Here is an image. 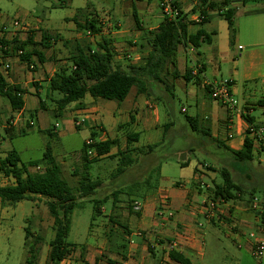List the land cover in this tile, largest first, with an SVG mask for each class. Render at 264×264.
I'll return each mask as SVG.
<instances>
[{
  "label": "crops",
  "instance_id": "crops-1",
  "mask_svg": "<svg viewBox=\"0 0 264 264\" xmlns=\"http://www.w3.org/2000/svg\"><path fill=\"white\" fill-rule=\"evenodd\" d=\"M176 1L181 6L184 2V0ZM206 1L218 2L221 0ZM126 2H129L132 12V23L135 27H132V23L130 22L121 25L114 15H112L111 22L114 27L102 26L100 27L99 34H97L111 40V45L115 53L113 56V64L120 65L122 68H125L128 64L126 60L130 63H138L141 61L142 55L147 51L146 46L139 49V44L143 42L141 40L142 32L146 29L155 28L162 18L153 8L151 0H126ZM85 5H87L86 11L90 12V5L88 3ZM188 5V8L194 9V12L187 14V19L190 20L187 25V32L194 33L197 29H202L208 35L209 41L200 42L198 46H193L188 42L177 46L176 69L179 75H182L185 69H189L191 78L185 81L179 76L175 78L173 83L177 82L183 88L186 95L193 101L195 110H208V113L202 112L199 117H202L207 122L206 126L210 137L226 145L232 151H235L241 147L243 137L246 134L245 131L250 122L237 111L227 112L223 106L209 98L204 86L208 82L215 81L214 68L219 70L221 62L229 61L230 71L227 79L229 80L232 94L238 100L239 108L243 110V105L248 107L247 115L251 119V124L264 127V0H247L244 2L240 0H228V3L221 6L222 8L219 10L209 9L206 5L202 6L199 0H190L187 3ZM229 7L233 9V20L236 28L231 42L229 41L227 23L219 15L221 10ZM200 9L206 13V17L202 22V17L198 14ZM181 10L183 12L188 11L184 6L181 7ZM133 14L136 16L138 25H135ZM157 17L159 20L155 22ZM115 23H118L117 28L115 27ZM203 25H206V28H203ZM5 31H0V37L9 40L10 37L5 35ZM124 55L129 58L126 59ZM33 56L35 54H32L31 58ZM3 60L9 63L7 71L0 70L4 79L9 85H17L22 90L21 99L23 105L20 109L12 110L7 99L3 97L7 102L9 113L4 121L1 122V127L3 130L5 127H9L10 130L6 133L12 136L16 123L19 126L18 132L24 130L21 127L26 121V113L29 115V119L34 118L37 123L38 121L43 122L42 117L37 114V108L30 109L25 106V95L32 93L37 96V105L40 108L39 101L41 99L38 94L42 92V81L48 82L56 69L45 60L43 62L38 61L34 69V64H31L30 67L18 56L13 57V54H4ZM27 67L33 69L31 71L28 70L29 73H26L25 70H27ZM207 71L210 73V78L205 75ZM44 90L46 95L48 88ZM198 90L204 93L206 99L204 97L202 100L197 98ZM129 92L123 99L128 104L126 114L128 120L120 123L114 122V129L118 131L120 125L127 124L128 122L131 124L134 120V124L141 126L143 129L157 126L151 123V112L148 109L146 111L142 109V105L146 108H151L148 101L141 94L139 96L136 95L135 92L129 99ZM86 95L78 101L69 103L63 109L65 111L62 115L64 114V120L75 128H78L88 121L90 134L92 130L96 131L94 125H100L103 129L105 127L103 119H101L98 113L96 99L91 96L88 98ZM256 107L262 113L260 117L255 119L252 111ZM181 109L185 110L183 108ZM131 110L134 116L131 114ZM124 111H121L116 106L112 113L121 115ZM192 116H197L196 112ZM74 120H81L82 122L79 126H75ZM133 132L137 134L138 140V131ZM97 138H100L98 132ZM263 147L264 143L261 146L253 144V155L254 152H264ZM131 148L137 147L133 146L132 143ZM111 150L110 152H112ZM259 153L258 157H260ZM143 154V158L148 155V153ZM258 161L259 163L263 162L264 158L260 157ZM167 162L166 160L154 167H152V161L145 162L146 165L151 164L152 168L148 172L151 175L155 174L154 169L158 167L156 179H153L150 186L153 189L138 201L132 200L129 204L128 201L123 202L118 207L120 211L114 210V213H120L122 218L121 223L111 217L113 210L110 208H117L115 203L112 204L111 202V207L105 213L102 212L104 209L103 205H101L99 216L106 217L112 222L113 237L116 241L113 239L107 245L106 239H100L101 228L98 226L99 224L96 225V223L91 222L89 225L90 233L94 229L97 230L93 236V242L80 245L75 244L72 252L59 263L65 261L66 264H163L169 261L178 264L168 257V245L172 241L175 242L171 249L182 253L191 264H205L208 261L205 259V245L207 240L211 243L214 256L216 252L226 254L228 242L236 248L250 254L249 245L246 240L247 233H245L244 229L248 227L255 228L257 221L254 218L253 212L246 208L247 204L244 198L239 201H216L219 212H216L211 218L206 217V215L197 209V204L200 201L204 199L215 200V198H212V191L214 185L217 184L214 178L218 169L206 165L200 168L195 166L193 167L191 176L181 177L177 172V179L171 180L170 184L163 185L159 179H168L170 177L167 174ZM0 177L4 181H8L9 183L7 184L13 181L11 177H6L1 173ZM206 177L208 181L205 180ZM0 185H4V183H0ZM254 196L255 194H253ZM39 200L45 204V198L43 197L34 196L32 199L34 205ZM163 200L167 204V209H164L161 205ZM135 204L138 205L137 208H134ZM0 206L2 205L0 204ZM167 212H171V215L168 216ZM42 219L38 215L34 216V221L37 223L40 220L42 221ZM46 223L51 226L52 218L50 215L47 217ZM91 226L94 228H91ZM110 230L108 228L107 234L110 233ZM138 231L140 234H136ZM237 243L240 244L239 247H237ZM77 246L79 247L77 248ZM77 249H79L80 259L79 257H75V253L73 254V251ZM156 255L159 256L157 257Z\"/></svg>",
  "mask_w": 264,
  "mask_h": 264
},
{
  "label": "rangeland",
  "instance_id": "rangeland-1",
  "mask_svg": "<svg viewBox=\"0 0 264 264\" xmlns=\"http://www.w3.org/2000/svg\"><path fill=\"white\" fill-rule=\"evenodd\" d=\"M189 1L184 0L182 4L187 10L189 9V5L187 6ZM86 3L91 8V11L87 15L88 17L94 13L98 17L107 13L110 17L114 15L121 25L129 22L132 23L133 21L130 5L126 0H0V29L9 32L6 33L5 31L7 37L11 38L15 35L19 40L25 39L30 35L31 40L36 43L40 41L41 33L46 32L55 38L54 40H49L50 46L42 48L37 44L34 48L41 51L44 60L48 64H52L55 69L60 66H66L69 69L70 62L67 60V57L74 51L76 43L82 44L83 46L89 45L91 48H94L96 38L97 40L101 38V35L87 34L86 30L81 29L71 19L77 9L83 8ZM151 4L159 15L157 0H151ZM191 9L186 10L187 13H190ZM102 19L103 17H101ZM77 20L79 23H83L84 18L83 16H78ZM158 20L159 18L157 17L155 22H158ZM13 21L18 22L17 27L19 28L13 29ZM102 26H105L104 23H101L99 27ZM133 26L134 24L132 23ZM115 27L117 28L118 26ZM203 28H206V25H203ZM31 47L33 45H26L24 49L29 50ZM14 56L18 55L13 53ZM125 58L128 59L129 57L126 56ZM37 63L38 60L35 56L30 58V64H34V69ZM126 63L135 64L127 60ZM33 68L27 67V70H25L26 73H29L28 70L31 71ZM229 71V61L221 62L220 69L214 68L213 70L216 78L215 81H219L222 78L227 79ZM205 75L209 77V71ZM167 76L168 81L173 83L175 78L171 79L169 75ZM163 84L152 83V91H147V94L137 93L134 86L130 89L129 99L135 92L138 96L141 94L151 105V108H146L142 105V109L143 111L148 109L151 112V123L157 126H152L147 129H143L139 125L136 126L134 120L131 124L128 122L127 124L120 125L118 131H116L113 127L114 122L120 123L128 120L126 116L128 108L126 100L118 102L100 97L95 98L98 113L101 119H103L105 130L108 133V137L110 136L109 138H115L116 148L124 150L126 145H128V148H131L132 143L138 149L144 148L147 144H157L153 146L151 152L144 158L142 150H145V148L140 153H132L131 156L135 158V161L121 174H116L115 171L120 165V162H124L123 157L126 152L121 157L120 155L112 158L100 157L98 160L88 164L89 175L92 179L98 178L101 184L93 194L76 199L77 206L72 210L70 228L66 236L68 242L76 245L92 243L94 240L93 236L97 230L94 229L90 233L89 225L91 222L96 223V225L99 224L98 226L101 228L100 239H106L107 245L113 239L116 241L113 237V224L111 221L99 215H95L94 220L91 221L92 199L98 198L104 201L102 204L104 210L102 212L105 213L111 207V202L114 201L112 193L119 190L120 192L115 196L117 208L112 207L110 209L113 210L111 217L121 223L122 218L120 213L116 214L114 210L120 211V208H118L119 205L130 199L140 200L135 195L145 193L146 185L142 183L146 177L144 174H148L149 169L166 160L168 161L166 164L168 165L167 174L170 177L168 179H159L163 185L170 184L171 180L177 179V172L181 177L191 176V172L195 166L198 168L204 167L205 165L213 166L218 170L221 167H225L229 170L234 181L244 188L245 193L249 192L251 188H254L253 193L255 196L259 200H264V161L260 163L258 161L260 157L264 158V152H258L260 157H258V153L254 152L252 159L249 161L235 160L229 151L221 145L217 146L210 136L192 131L185 119V116H192L196 112L200 124L206 126L207 122L199 116L202 112L208 113V110H195L193 101L186 95L183 88L177 82L173 83L170 90H166ZM45 88H48V82L42 81V92L38 96L42 100L44 108L38 107L37 96L32 93L25 95V106L30 109L37 108V114L42 117L43 122L38 121L37 123L34 118L31 126H25L24 122L21 127L24 129H21L24 132H18L19 126L16 123L12 136L4 132L1 127V122L8 116L9 110L5 98L0 96V158L7 151L15 149L21 161L38 159L41 157L46 146H49L56 163L60 167L61 177L67 182L73 193L76 194L74 189L77 185L79 175L74 174V172L78 173L82 170V160L79 153L82 143L89 137V122L86 121L85 124L75 128L64 120V114L55 116L53 114L54 99L60 95L56 91H49V88L45 95ZM86 97L89 98L90 96L86 95ZM203 97L205 98L204 93L198 90L197 98L202 100ZM116 106L121 111H125L121 115L112 113ZM261 113L258 107L252 111L255 119L260 117ZM131 114L134 116L132 110ZM25 116V119L29 120L27 113ZM166 123L170 124L165 127L164 125ZM127 131H138V140L127 144L125 141ZM116 148L113 147L111 151L114 152ZM149 161H152V167L150 163L148 165L145 164V162L148 163ZM184 161H186V164L180 167V163ZM215 174L214 181L217 183L221 182L219 172ZM153 179H156L155 174L151 176L150 184H152ZM205 180L208 181V178L206 177ZM134 181L140 183L137 184L139 185L137 189H135L134 184H131ZM0 183L7 184L9 182L4 181L0 177ZM151 191L146 192L144 196ZM126 192H129L130 196ZM235 201L239 200L235 199ZM124 205L126 206L125 203ZM35 215L43 218L42 221L40 220L38 223L34 221ZM48 216L47 208L40 200L37 201L36 205H34L32 200H21L14 204L0 206V264H50L47 260V252L48 242L52 238L53 230L46 223ZM26 227L30 231L26 239L28 244L33 243L34 235L37 234L40 236V242L37 244V256L31 259V262H26V259L29 257L24 248V228ZM91 228L94 227L91 226ZM108 228L111 229L109 234H107ZM244 230L245 233H248L249 231H255V228L248 227ZM226 252V254L216 252L214 256L211 243L207 240L205 245V259L208 261L205 264H264V250L259 258H254L251 254H247L228 242ZM74 253L75 257L78 258L79 249L74 250ZM104 256L106 255L104 254ZM156 256L158 257L159 255ZM58 264L66 263L63 261ZM163 264L174 263L166 261Z\"/></svg>",
  "mask_w": 264,
  "mask_h": 264
},
{
  "label": "trees",
  "instance_id": "trees-1",
  "mask_svg": "<svg viewBox=\"0 0 264 264\" xmlns=\"http://www.w3.org/2000/svg\"><path fill=\"white\" fill-rule=\"evenodd\" d=\"M242 2L247 0H240ZM200 5H206L209 9H221L223 5L228 3V0L221 1H206L199 0ZM199 6V5H198ZM87 5L83 8L77 9L72 20L81 28L89 32L90 35H97L100 31L97 14H91L88 17L89 11H86ZM190 12H194L192 9ZM187 12L180 13L173 19L161 18L157 26L153 29H146L142 32V41L139 44V49L146 46L147 51L141 57V61L135 64H127L125 68L120 65L113 64L114 51L111 45V40L101 37L100 40L95 41V47L91 48L89 45L83 46L76 43L74 51L67 57L70 62L69 69L66 66L58 67L48 80V88L50 91H56L60 96L54 99L53 114L60 116L63 109L71 102L78 101L88 94L91 97L103 98L107 100L122 101L128 94L131 87H135L137 93L149 92L152 83H160L164 85L166 90L172 88L173 83L169 82L166 77L169 75L171 79L181 76L185 81L191 78L189 69H185L182 75H179L176 69V50L179 44L188 42L193 46H198L200 42H207L208 35L202 29H197L194 33L187 32V25L190 22L187 19ZM198 14L202 17L201 22L204 21L206 13L200 9ZM219 15L226 21L228 27L229 41L231 42L235 32V24L233 20V9L225 8L219 12ZM78 16H83V23H79ZM135 25H138L136 16L133 14ZM2 31V29H0ZM54 40L46 32L41 33L39 42H33L30 35L25 39L19 40L15 35L9 40L0 37V57L4 58V54L16 53L18 49L22 52L17 54L20 59L30 65V58L35 54L36 59L40 62L44 61L42 52L34 48L39 45L42 48L49 47V40ZM26 45H33L29 50L24 49ZM204 89L208 92V86ZM22 90L17 85H9L4 76L0 72V96L5 97L12 110L20 109L23 105L21 99ZM40 108H44L42 101H39ZM242 116L251 123V119L247 114ZM186 121L190 125L192 131L200 132L202 135L210 136L207 126L200 124L197 116H185ZM170 123H166L167 127ZM8 132L9 127L4 128ZM48 131V130H47ZM23 132V131H21ZM50 132V131H48ZM243 137L241 147L235 151L229 149L226 145L219 143L213 139L217 146H222L229 151L235 160L249 161L253 157V139L249 136L248 129ZM89 137L93 142L86 145L84 142L80 148L79 156L82 160L81 172H74L79 175L77 185L74 189L75 193L70 189L67 182L60 175V167L56 163L49 146H46L38 159H30L21 161L15 149L7 151V153L0 158V173L6 177L12 178V183L0 185V204L8 205L14 204L21 200H32L34 196L45 198V205L49 215L52 218L51 228L53 230L52 238L48 242L47 260L50 264H58L64 260L73 250L75 244L66 240L71 222V213L75 206H77V198H82L93 194L101 181L98 178H91L88 173L89 163L98 160L100 157H116L123 155L124 162L116 168V174H121L131 163L135 161L132 158V151L149 153L153 146L157 143L147 144L144 148H128V145L121 150L116 148L114 152H110L113 147H116L115 138L108 136L104 140L97 139V132L92 130ZM127 144L137 140V134L132 131H127L125 134ZM260 144L259 146H261ZM91 149L93 155L88 156L86 150ZM136 150V151H135ZM264 150V147H263ZM186 164V161L181 162L180 165ZM155 175L158 174V167H155ZM195 170V168H194ZM221 176V182L213 187L212 198L221 199L224 201L245 199L248 205L253 197L254 188L249 192L244 191V188L234 181L229 170L221 167L218 170ZM151 173H148L143 179L145 183V193L152 190L150 187ZM135 189L140 184L134 181ZM130 184V185H131ZM129 188V187H127ZM134 188V187H133ZM131 189V188H130ZM116 190L112 193V204L116 201L115 196L119 193ZM145 193L135 195V197L142 198ZM130 196L129 192H126ZM134 196V195H133ZM130 199V198H129ZM135 199H130V201ZM104 201L93 198L92 199V215L91 220L95 215L100 214V207ZM30 231L24 228V248L29 257L26 262H31L38 253V242L40 236L34 235L33 243L28 244L26 241ZM170 260L178 264H191L190 261L182 255V253L170 249L168 251Z\"/></svg>",
  "mask_w": 264,
  "mask_h": 264
},
{
  "label": "built area",
  "instance_id": "built-area-1",
  "mask_svg": "<svg viewBox=\"0 0 264 264\" xmlns=\"http://www.w3.org/2000/svg\"><path fill=\"white\" fill-rule=\"evenodd\" d=\"M157 7L159 9V13L161 14V17H164L166 19H173L175 18L181 11L180 3H178L176 0H157ZM100 17V18H99ZM96 16V19L98 20V25L101 23L105 26L114 27L111 22V17L109 14H104L103 16ZM101 17L103 19L101 20ZM18 22L13 21L12 26L13 29L19 28L17 27ZM115 26H118V23H115ZM24 28V27H21ZM100 32V31H99ZM87 34H89L88 31H86ZM99 34V33H98ZM22 52L21 49H18L16 51V54H20ZM31 67V64L29 65ZM9 68V63L3 58L0 57V70L7 71ZM208 86V96L212 100L219 103L221 106H223L227 112L231 111H237L241 115L243 113L247 114L248 107L243 105V110L239 108L238 100L234 97L230 90V84L228 79H221L219 81H213L208 82L206 84ZM26 126H31L33 124V119L26 120ZM81 120H74V125L79 126L81 124ZM56 126V123H55ZM94 129L99 133L100 138H97L99 140H104L107 137V132L105 129H103L100 125H94ZM249 136L253 139V144L259 146L260 144L264 143V127L262 126H256L251 123H248L247 126ZM93 142V139L90 137H87L84 140V143L86 145H89ZM87 155L91 156L93 155V151L91 149L86 150ZM216 201H221L218 199L211 200V199H204L200 201L197 204V209L206 217L211 218L212 215L216 214V212H219V208H217ZM162 207L164 209H167V204L165 200L162 201ZM137 204H135L134 208H137ZM249 211L253 212L254 218L257 221V225L255 226V231H250L246 234V240L249 245V251L252 257L259 258L264 250V200L258 199L256 196L252 197V199L249 201L247 207ZM167 215H171V212H167ZM136 234H140L138 231ZM175 241H172L168 246L169 250L171 249L173 243ZM240 244L237 243V247H239Z\"/></svg>",
  "mask_w": 264,
  "mask_h": 264
}]
</instances>
